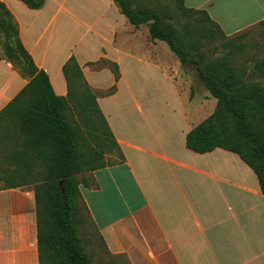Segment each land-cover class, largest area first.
<instances>
[{"label": "crops", "instance_id": "crops-1", "mask_svg": "<svg viewBox=\"0 0 264 264\" xmlns=\"http://www.w3.org/2000/svg\"><path fill=\"white\" fill-rule=\"evenodd\" d=\"M139 1L155 0L132 5ZM0 2L56 95L68 92L63 65L71 58L79 65L118 145L104 154L116 160L87 171L78 186L96 234L95 241L86 231L90 264H264L257 176L235 152L187 148L186 134L217 100L164 41L131 24L114 0ZM183 2L206 11L227 37L264 22V0ZM28 80L0 47V110ZM0 264H38L27 185L0 189Z\"/></svg>", "mask_w": 264, "mask_h": 264}, {"label": "trees", "instance_id": "trees-1", "mask_svg": "<svg viewBox=\"0 0 264 264\" xmlns=\"http://www.w3.org/2000/svg\"><path fill=\"white\" fill-rule=\"evenodd\" d=\"M23 1L31 8H39L44 0ZM114 1L131 24L148 26L151 40L164 41L182 62L184 71L195 74L217 100L213 113L186 134L187 148L204 153L220 147L237 153L257 176L264 196V85L247 79L226 56L206 57L201 43L194 38L198 31L192 23L177 28L167 21V13L172 10L167 2L155 0L150 4L139 1L133 6L132 0ZM172 1L183 15L199 14L221 31L206 11L187 8L183 0ZM195 19L199 22L198 17ZM1 38L4 43L0 47L6 58L29 78L0 110V126L5 125L7 116L17 124L22 141L12 153L14 162L19 160L20 164H30L29 160L23 161L28 151L42 163L40 175L43 176L32 187L38 264H90L77 236L76 218H85L79 207L83 204L79 200L74 175L114 162L115 158L105 159L104 154L117 150L118 145L79 65L72 58L63 65L68 92L66 96L56 95L46 72L35 65L22 45L11 13L2 2ZM255 67L264 73V62L256 63ZM112 69L117 77V68L113 66ZM72 106L79 108L81 121L68 119L66 111ZM83 131L88 134L97 132L94 133L98 138L96 145L86 140ZM21 177L1 172L0 189L27 185L25 180H20ZM82 180L85 184V178Z\"/></svg>", "mask_w": 264, "mask_h": 264}, {"label": "rangeland", "instance_id": "rangeland-1", "mask_svg": "<svg viewBox=\"0 0 264 264\" xmlns=\"http://www.w3.org/2000/svg\"><path fill=\"white\" fill-rule=\"evenodd\" d=\"M167 3L172 8L171 12L167 13V21L177 28H182L185 23H192L194 25L192 27L198 31L194 33V38L201 43V49L205 51L206 57L218 58L226 56L230 63L243 71L247 79L259 81L264 85V73L255 67L256 63L264 62V22L257 27L227 37L213 25L204 21L199 14L185 16L176 8L175 2L168 0ZM195 17H198L199 22L196 21ZM0 42V44L4 43V39L1 38ZM16 63L20 65V62L16 61ZM181 70L184 71L183 67H181ZM92 106L91 101L90 107L92 108ZM66 115L70 121L74 119L82 120L79 115V108L75 106L70 107V110L66 111ZM5 121V125L2 124L0 126V173H9L11 170L20 169V174L23 176L20 180H25L28 183L27 187L32 188L34 184L40 182L43 176L40 175V171L43 170L42 163L39 158L32 156L28 151L25 152L23 161L29 160L30 164L24 165L20 164L19 160L15 162L12 160V153L20 144L22 138L18 133L17 124L11 121L10 116H7ZM83 133L91 145H96L98 141V138L94 135V133H97L96 131L92 132V134L84 131ZM109 159H113L112 156ZM85 175L86 171L75 173L74 178L78 186L83 185L82 179L85 178ZM79 207L85 219L80 220L79 216L76 218L77 236L83 247L88 250L89 244L86 231L88 230L91 233L95 241L96 234L90 225V220H88L83 206L80 205Z\"/></svg>", "mask_w": 264, "mask_h": 264}, {"label": "water", "instance_id": "water-1", "mask_svg": "<svg viewBox=\"0 0 264 264\" xmlns=\"http://www.w3.org/2000/svg\"><path fill=\"white\" fill-rule=\"evenodd\" d=\"M180 63H182V62H180ZM62 183V182H61Z\"/></svg>", "mask_w": 264, "mask_h": 264}]
</instances>
